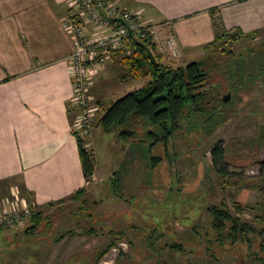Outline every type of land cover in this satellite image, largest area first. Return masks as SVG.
Masks as SVG:
<instances>
[{
	"label": "rangeland",
	"instance_id": "1",
	"mask_svg": "<svg viewBox=\"0 0 264 264\" xmlns=\"http://www.w3.org/2000/svg\"><path fill=\"white\" fill-rule=\"evenodd\" d=\"M255 36H226L217 49L198 48L183 57L178 44L179 57L163 58L173 67L205 60L210 96L221 101L213 103L210 118L203 121L185 111L181 130L167 144H156L147 133L157 134L160 129L130 116L124 125L104 133L105 141L99 133L94 153L95 130L105 109L149 80L134 79L125 65L113 63L92 89L99 109L89 134L81 136L77 130L83 147L96 160L88 183L93 192L43 211L32 233L11 229L0 235V264H93L97 253L115 238L111 233L117 232L121 238H116L99 264H116L118 257L117 264H154L148 237H161L154 246L163 249L162 261L167 264L206 263L203 258L211 249L236 247L227 242L218 245L208 212L211 206L228 208L255 232L264 230L258 220L264 216V78L242 75L244 81H239L236 76L238 65L247 63L250 53L264 41V34ZM210 55L215 58L208 59ZM124 130L135 132L133 140L119 138ZM218 142L226 148L223 173L212 167L210 151ZM235 204L246 210L236 212ZM31 225L32 221L22 230ZM67 234L70 237L55 249L59 238ZM240 243L238 247L246 246Z\"/></svg>",
	"mask_w": 264,
	"mask_h": 264
},
{
	"label": "crops",
	"instance_id": "2",
	"mask_svg": "<svg viewBox=\"0 0 264 264\" xmlns=\"http://www.w3.org/2000/svg\"><path fill=\"white\" fill-rule=\"evenodd\" d=\"M111 1L141 10L147 22L160 24L161 35L176 37L182 57L214 42V19L230 33L264 34V0ZM67 12L66 0H0V201L23 199L33 203L35 212L74 201L81 189L93 192L74 134L78 109L68 61L74 43L63 26ZM113 63L124 65L122 51L92 77V103L96 80ZM99 133L105 141L106 132L98 127L94 153ZM22 229L15 230L28 232ZM69 237H60L55 249Z\"/></svg>",
	"mask_w": 264,
	"mask_h": 264
},
{
	"label": "trees",
	"instance_id": "3",
	"mask_svg": "<svg viewBox=\"0 0 264 264\" xmlns=\"http://www.w3.org/2000/svg\"><path fill=\"white\" fill-rule=\"evenodd\" d=\"M213 22L216 29V39L214 42L201 47L203 49H217L219 41L226 36L233 38L247 37L239 31L234 33L227 32L217 19H214ZM255 35L257 33L248 36L255 38ZM142 43H145L152 49L158 61L157 65L152 63L143 49ZM257 47L256 51L250 53L251 55L247 63L238 65L240 68L237 69L236 76L239 77V81H244L242 75H252L251 77L256 75L257 77L264 78V41L258 43ZM128 49L130 50L129 55L124 50L122 51L124 65L134 78L148 77L149 80L144 86L130 91L112 102L105 109L98 122L99 127L104 132H111L112 129L124 125L130 116H134L142 118L148 121L152 127L160 129V133L157 134L148 132V139L153 137L156 144L161 141L167 144L169 139L181 130L182 125L180 120L185 111L188 115H193L203 121L210 118L214 113L213 103L217 101L220 103L221 101L220 99H213L210 96L212 86L208 85L210 72L205 60L191 61L186 65L178 67L170 66L164 61L162 56L157 54L154 45L145 39L133 38L129 43ZM228 53H233V50L230 49ZM209 58H215V56L210 55ZM256 70L257 73H255ZM237 85L239 86L238 82ZM240 87L242 88L243 85ZM74 134L78 141L85 180L89 183L94 174L96 160L93 153L83 147L84 142L82 138L76 133ZM118 135L122 140L128 141L133 140L135 132L124 130L120 131ZM210 154L212 167L219 173H223L226 148L218 142L212 147ZM84 193L85 189L77 191L72 200L79 199L78 197H81ZM234 208L238 213L246 210V208L238 204H235ZM208 212L212 218L211 227L217 233V242L221 245L226 244L225 242L230 243L231 246H233L232 243L239 241L245 243L246 233L255 232L247 223L240 221L239 217L233 215L228 208L211 206ZM43 215V211H34L31 220L32 225L27 229L28 232H33V230L37 229L43 219ZM258 220L259 223L264 224V216ZM91 232L89 231L88 233L90 234ZM224 232L227 233L224 235ZM259 232H264V230H260ZM111 234L115 235V238L103 250L97 253L93 264H99L102 258L116 244V238H121L117 236H121L122 233ZM172 247L179 251L183 250L180 244H173ZM122 255L124 254L121 253L120 257Z\"/></svg>",
	"mask_w": 264,
	"mask_h": 264
},
{
	"label": "built area",
	"instance_id": "4",
	"mask_svg": "<svg viewBox=\"0 0 264 264\" xmlns=\"http://www.w3.org/2000/svg\"><path fill=\"white\" fill-rule=\"evenodd\" d=\"M68 12L63 26L74 43L68 61L73 71V103L78 109L76 128L81 136L90 132L91 121L99 105L92 103V77L117 51L130 54L133 38L149 40L158 55L165 59L179 57L175 36L160 34V24L144 19L141 10L122 9L111 0H66ZM34 213V205L23 199L0 201V231L26 228Z\"/></svg>",
	"mask_w": 264,
	"mask_h": 264
},
{
	"label": "flooded vegetation",
	"instance_id": "5",
	"mask_svg": "<svg viewBox=\"0 0 264 264\" xmlns=\"http://www.w3.org/2000/svg\"><path fill=\"white\" fill-rule=\"evenodd\" d=\"M148 238L146 239L149 240L147 242L152 243L153 246L152 256L155 258L154 264H167L166 261H162L163 249H158L154 246V243L159 242L161 237H153V239ZM240 244H245L246 246L240 248L237 246L238 242H235L232 243V245L236 247L228 251L223 248L211 249L210 255L203 258L206 263L202 264H264V232L246 233L245 243ZM218 245L221 244L218 243ZM121 253L123 252L120 251L119 256ZM109 264H114V262L111 261Z\"/></svg>",
	"mask_w": 264,
	"mask_h": 264
},
{
	"label": "water",
	"instance_id": "6",
	"mask_svg": "<svg viewBox=\"0 0 264 264\" xmlns=\"http://www.w3.org/2000/svg\"><path fill=\"white\" fill-rule=\"evenodd\" d=\"M143 49L145 50L146 54L148 55V57L150 58V60L152 61V63L154 65L158 64L157 58L154 54V52L152 51V49L150 47H148L145 43L141 44ZM224 102H227L229 100V96L228 97H224Z\"/></svg>",
	"mask_w": 264,
	"mask_h": 264
}]
</instances>
